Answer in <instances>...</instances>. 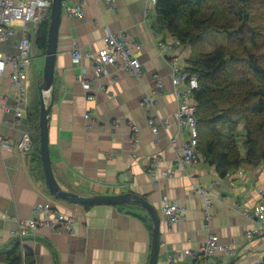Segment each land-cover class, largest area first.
I'll use <instances>...</instances> for the list:
<instances>
[{
	"label": "crops",
	"instance_id": "crops-1",
	"mask_svg": "<svg viewBox=\"0 0 264 264\" xmlns=\"http://www.w3.org/2000/svg\"><path fill=\"white\" fill-rule=\"evenodd\" d=\"M77 2L62 0L54 62L48 151L56 181L63 189L80 195L131 192L150 202L160 217L157 264H201L184 251L198 250L210 234L235 250L230 263L257 261L264 255V235L245 234L250 224L241 210L252 209L260 202L257 189L264 191V162L256 167L242 165L225 177H220L202 157L180 169L173 164L177 148L187 142L188 133L178 127V100L170 80V58L175 57L185 67L189 46L159 49L160 42L174 39L157 29L156 7L147 0H114L113 11L105 0H86L83 18L68 17V9ZM105 27L140 45L139 50L132 49L142 65L139 77L110 65L105 75L95 77L91 58L104 47ZM36 36V32L31 35L33 59L27 67L23 116L16 119L13 112L0 108L1 138L15 142L24 131L33 137L32 148L26 154L0 148V248H11L14 237L9 232L17 228L19 220L39 217L33 211L36 202H49L73 216L74 228L72 232L56 233L51 227L42 226L30 233L22 244L33 252L35 264H147L152 220L143 207L135 203L74 204L55 198L48 191L39 143H35L36 122L39 123L36 82L42 74L45 53L38 47ZM73 41L85 54L79 64L72 62ZM13 43L14 39L0 43V50L14 52ZM154 72L161 75L164 88L154 96L153 104L141 105L144 95L154 93ZM9 74L7 69L0 77V103H10L17 93ZM82 74L92 80L93 88L102 84L105 90L87 99ZM88 109L95 119L90 128L84 118ZM148 110L156 118V134L147 123ZM132 123L140 128L137 144L131 135ZM151 159L157 162L154 175L145 171ZM163 170L172 175L163 177ZM191 181L205 187L212 197L208 221L204 201L192 192ZM164 197L185 207L178 223L168 224L161 214Z\"/></svg>",
	"mask_w": 264,
	"mask_h": 264
},
{
	"label": "trees",
	"instance_id": "trees-1",
	"mask_svg": "<svg viewBox=\"0 0 264 264\" xmlns=\"http://www.w3.org/2000/svg\"><path fill=\"white\" fill-rule=\"evenodd\" d=\"M155 7L157 29L190 48L185 69L197 78L191 92L196 153L220 177L242 165L263 163L264 0H156ZM48 23L49 11L36 31V43L44 52ZM239 124L243 154L235 133ZM11 245L9 250L0 248L3 264H35L33 252L19 239Z\"/></svg>",
	"mask_w": 264,
	"mask_h": 264
},
{
	"label": "built area",
	"instance_id": "built-area-1",
	"mask_svg": "<svg viewBox=\"0 0 264 264\" xmlns=\"http://www.w3.org/2000/svg\"><path fill=\"white\" fill-rule=\"evenodd\" d=\"M109 6V10L115 9L114 0H105ZM151 5L156 4V0H147ZM86 0H78V2L68 9V17L81 19L84 16V7ZM50 9V0H0V43H6L14 39V52L0 50V77L9 69L10 81L17 89L16 95L12 101L8 103H0V108L6 112H13L16 119L23 116L24 107L27 99L26 84H27V67L33 59L32 49V33H35L39 25L46 19ZM104 47L99 49L96 55L91 58V68L96 78H100L106 74L107 66H114L116 69L120 67L130 72L132 75L139 77L141 75V62L138 57L132 53V49L139 50L141 47L138 44H132L131 41L123 34L112 32L108 27L104 28L102 37ZM179 45L177 40L170 43L160 42L159 49L161 51L172 50ZM80 45L73 41L72 43V62L79 64L83 57ZM85 55V54H84ZM170 80L173 86L174 94L178 100L176 108V116L178 127L185 129L188 133V140L183 147H178L173 160L176 169L184 168L186 165L201 158L196 153L198 141V132L195 117V105L191 99V92L197 87V78L190 75L184 66L177 63L175 57L170 58ZM83 89L85 90L86 98L93 99L95 92L104 91L105 88L99 84L97 88H93L92 80L84 74L81 75ZM154 82L153 95H144L141 105H151L154 102V96L161 93L164 88V83L161 75L158 72L152 74ZM147 123L154 134L157 133L155 122L156 118L151 110L147 112ZM84 118L87 122L86 127H92L95 119L92 111L88 109ZM131 135L134 144H137L140 128L138 125L131 124ZM174 141V140H173ZM0 148L16 149L22 154H26L32 148V138L27 131H24L21 137L12 142L6 137H0ZM157 162L151 159L146 163L145 171L149 175H154ZM163 177L172 175L170 171H161ZM191 190L194 194L200 195L204 201L205 220L210 218L209 208L212 197L202 185L195 181L190 182ZM261 199L252 209L241 210L242 215L249 222L250 227L245 231L247 236L264 235V191L257 189ZM33 211L39 214V217H29L19 220L17 228L9 233L14 238L23 240L37 228L42 226L51 227L56 233L62 231L72 232L74 228V218L71 215H66L58 208L49 202H36L33 205ZM185 207L164 197L162 199L160 212L168 224H175L181 221L184 217ZM192 260H198L201 264H233L230 263L235 256V250L218 239L215 234H210L201 244L198 250L188 251ZM226 255L224 259L223 256ZM252 264H264L263 256Z\"/></svg>",
	"mask_w": 264,
	"mask_h": 264
},
{
	"label": "water",
	"instance_id": "water-1",
	"mask_svg": "<svg viewBox=\"0 0 264 264\" xmlns=\"http://www.w3.org/2000/svg\"><path fill=\"white\" fill-rule=\"evenodd\" d=\"M61 8L62 0H50L47 41L43 56L44 63L42 74L37 79V89L39 93V154L45 183L47 185L48 191L55 198L63 199L74 204L123 205L135 203L143 207L152 220L151 247L147 264H157L161 246L160 217L156 208L150 202H148L145 198L131 192H123L118 194L80 195L73 191L63 189L54 177L48 151V125L49 113L53 100L54 62L57 52V39L61 18ZM47 97L50 99L48 103Z\"/></svg>",
	"mask_w": 264,
	"mask_h": 264
},
{
	"label": "rangeland",
	"instance_id": "rangeland-1",
	"mask_svg": "<svg viewBox=\"0 0 264 264\" xmlns=\"http://www.w3.org/2000/svg\"><path fill=\"white\" fill-rule=\"evenodd\" d=\"M224 41H225V37L222 36V38L220 39V42H224ZM30 72H31V70H30ZM35 80L36 79L33 76L32 77V81L35 82ZM36 85H37V82H36ZM32 89H35V84H33V88ZM242 132H243L242 125L239 124L238 129H236L235 133H236L237 144H238L239 148L243 151L244 147L242 146V140H243Z\"/></svg>",
	"mask_w": 264,
	"mask_h": 264
}]
</instances>
